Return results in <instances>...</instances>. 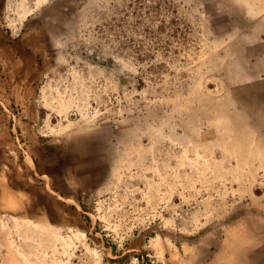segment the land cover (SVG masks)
Instances as JSON below:
<instances>
[{"label":"rangeland","instance_id":"374dc122","mask_svg":"<svg viewBox=\"0 0 264 264\" xmlns=\"http://www.w3.org/2000/svg\"><path fill=\"white\" fill-rule=\"evenodd\" d=\"M246 22L264 47V0H0V264H264Z\"/></svg>","mask_w":264,"mask_h":264},{"label":"crops","instance_id":"0c3cea01","mask_svg":"<svg viewBox=\"0 0 264 264\" xmlns=\"http://www.w3.org/2000/svg\"><path fill=\"white\" fill-rule=\"evenodd\" d=\"M246 24L245 35L239 40L234 39L233 32V86L239 82L253 85L261 82L264 88V47L260 42H253L254 36Z\"/></svg>","mask_w":264,"mask_h":264}]
</instances>
